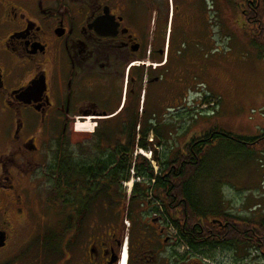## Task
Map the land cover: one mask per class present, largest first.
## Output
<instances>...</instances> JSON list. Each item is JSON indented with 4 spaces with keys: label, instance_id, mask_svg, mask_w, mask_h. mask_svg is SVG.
I'll return each mask as SVG.
<instances>
[{
    "label": "flooded vegetation",
    "instance_id": "1",
    "mask_svg": "<svg viewBox=\"0 0 264 264\" xmlns=\"http://www.w3.org/2000/svg\"><path fill=\"white\" fill-rule=\"evenodd\" d=\"M225 1L239 7L253 45L264 46V0ZM216 11L217 0H0V264H41L38 248L26 262L15 242L25 224H34L27 238L44 233L36 230L38 179L48 188L47 264H204L205 248L225 246L201 245L200 230L190 245L182 186L160 193L138 163L178 181L181 170L167 160L193 138L211 139L207 128L185 140L183 126L193 110L215 108ZM74 136L86 159L134 161L124 189L68 175L76 169L59 173L61 157L79 156L60 151ZM169 142L183 146L172 154ZM97 143L107 150L95 151ZM120 143L135 147L111 150Z\"/></svg>",
    "mask_w": 264,
    "mask_h": 264
},
{
    "label": "rangeland",
    "instance_id": "2",
    "mask_svg": "<svg viewBox=\"0 0 264 264\" xmlns=\"http://www.w3.org/2000/svg\"><path fill=\"white\" fill-rule=\"evenodd\" d=\"M233 5L227 9L225 0H217L211 50L213 63L210 66L212 77L215 75V108L204 112L198 108L186 115L183 126L185 140L213 127L249 136L260 135L264 130V54L253 45L251 32L243 24L239 7ZM192 119L197 122L192 123ZM81 140L82 137L76 139L74 136L69 143L74 145ZM182 146L181 143L175 145L169 142L166 148L173 154L177 147ZM74 151L81 156L83 149L75 147ZM48 161L45 159L43 163ZM205 166L200 181L201 198L208 201L210 197L217 196L225 212L242 218H264V150L257 148L251 153L241 143L221 136L210 151ZM45 181L36 180V211L43 212L41 218L36 217V230L44 233L41 232L38 240L27 238L34 224H25L18 234L21 237L15 240L17 244H23L20 247L26 251V262L36 260V248L41 264H47L50 259V247L44 238L50 228L49 206L41 203L48 193ZM216 182H219L218 186H215ZM122 187L124 189V184ZM204 251L208 252L200 254L204 264H264V256L256 248L245 245H220L214 250L205 248ZM184 261V264H190L186 258Z\"/></svg>",
    "mask_w": 264,
    "mask_h": 264
},
{
    "label": "trees",
    "instance_id": "3",
    "mask_svg": "<svg viewBox=\"0 0 264 264\" xmlns=\"http://www.w3.org/2000/svg\"><path fill=\"white\" fill-rule=\"evenodd\" d=\"M255 45L259 51L264 54L262 40L255 41ZM209 131L210 132H207L205 136L210 135L211 139L203 140L198 137L193 138L189 143L185 144L184 152L178 151L173 159L167 160V167H176L181 170L182 175L179 176L178 181L174 180L166 183L161 176H154L151 166L145 158L143 160H138L139 167L141 168L139 169V174L143 173V176L148 177V180L154 178L156 180V189L159 191H164V189H162L164 184L171 185V182L175 184L178 182L179 186H182L185 198L184 236L190 245L195 242L193 234L195 235V232L200 230L199 240L201 245L210 247L211 249L220 243L236 247L245 245L256 248L264 256V218H242L225 212L220 197H210L208 201L200 197V181L202 179L203 170L206 167V159L210 151L213 150L214 144L218 142L219 137L225 136L231 138L244 145V147L252 153L257 148L264 150V130L260 135L256 136L233 134L219 127H213ZM75 147L79 150L81 149V151L83 149V145L78 143L74 145L67 144V146H65V148L63 146L60 151L75 152ZM134 147V143H120L112 147L111 150L127 152L132 151ZM94 150L106 151L107 148L104 147L103 149L102 145L97 143ZM61 158L58 167L63 170L59 172L62 176H67V169L71 168L76 169L75 172L68 174L73 178L95 177L98 180L103 178L110 182L115 180L120 187H122L123 180L131 176V164L134 162L131 158H121L117 163L102 158L86 159L82 156H63ZM85 168L88 169V174L82 172ZM95 169L100 171H95ZM67 182L68 180L66 177L62 178L60 181V183L64 184ZM89 182H91L90 179ZM218 184L219 182H216L215 186H218ZM161 191L160 193H162ZM197 220L198 223L195 224ZM48 234L49 231L47 235ZM188 234L191 235L189 238ZM215 234L218 235L219 238ZM44 238L46 240L45 242H48L50 247V237L45 236Z\"/></svg>",
    "mask_w": 264,
    "mask_h": 264
},
{
    "label": "crops",
    "instance_id": "4",
    "mask_svg": "<svg viewBox=\"0 0 264 264\" xmlns=\"http://www.w3.org/2000/svg\"><path fill=\"white\" fill-rule=\"evenodd\" d=\"M214 78H215V75H214V76L212 77V79H211V84H212L213 91H214V88H215V87H214L215 82H214V80H213ZM212 80H213V81H212Z\"/></svg>",
    "mask_w": 264,
    "mask_h": 264
},
{
    "label": "bare ground",
    "instance_id": "5",
    "mask_svg": "<svg viewBox=\"0 0 264 264\" xmlns=\"http://www.w3.org/2000/svg\"><path fill=\"white\" fill-rule=\"evenodd\" d=\"M92 130H93V128H92ZM144 152V151H143ZM125 255V254H124ZM124 260H125V256H124Z\"/></svg>",
    "mask_w": 264,
    "mask_h": 264
}]
</instances>
